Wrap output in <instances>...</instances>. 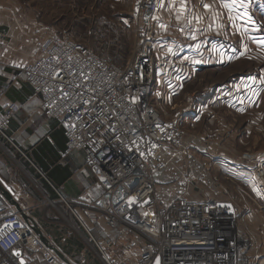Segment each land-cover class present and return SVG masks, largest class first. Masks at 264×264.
Returning <instances> with one entry per match:
<instances>
[{"label": "built area", "instance_id": "obj_1", "mask_svg": "<svg viewBox=\"0 0 264 264\" xmlns=\"http://www.w3.org/2000/svg\"><path fill=\"white\" fill-rule=\"evenodd\" d=\"M158 1L132 0L137 43L125 65L69 35L52 34L40 40L37 58L22 68L40 95L41 110L59 121L65 153L82 151L101 188L95 199L77 204L88 222L102 223L111 234L95 236L73 215L102 264H254L258 249L241 228H247L244 211L238 214L226 201L213 177V154L224 153L220 139L184 128L180 112L172 107L169 117L167 103L156 100L153 17ZM19 109L8 103L0 111L4 137ZM231 157L243 165L246 159L257 163L246 170L260 172L262 165L254 182L264 197V160L248 154ZM202 187L208 196H202ZM26 251L39 253L42 264H68L44 246L18 213L0 209V264H27Z\"/></svg>", "mask_w": 264, "mask_h": 264}, {"label": "crops", "instance_id": "obj_2", "mask_svg": "<svg viewBox=\"0 0 264 264\" xmlns=\"http://www.w3.org/2000/svg\"><path fill=\"white\" fill-rule=\"evenodd\" d=\"M212 1L187 0L190 7L187 6V10L179 20L176 19L178 12L175 11L180 8V0H175L174 4L172 0L158 1V10L154 14L155 19L153 18L158 37L154 48L155 95L157 101L167 103L165 108L168 107V111L165 112L164 109V112L169 117L172 115V107L180 112L181 124L184 128L215 137L223 143L227 132L221 129L223 123L216 119L217 115L213 112L215 108L230 106L233 111L241 113L252 107L249 106L252 103L242 104L239 98V90L236 89L239 76L235 78L237 84L228 82L226 89H222L221 85L214 90L213 95H211L212 89L190 93L185 88L202 71L210 72L224 64L220 52L223 47H221L219 34L215 32L217 27H214L217 21L213 19V22L205 23L203 19H200L197 22L194 17H199L197 14L201 10L196 6L191 7L194 3L211 5ZM161 3L165 7H159ZM174 5L178 6L176 10L173 8ZM200 7L203 13L207 12L205 8ZM162 9L165 13L167 11L166 19L162 15L158 17ZM6 11L0 8V111L5 109L8 103H15L20 109L9 120L6 137L0 134V184L10 187L21 211L36 223L38 209H42L45 215H48L52 212L49 210L50 207L56 214H60L63 208V211L71 215L75 213L81 218L87 230H91L94 235L98 236L101 232L111 234L102 223L93 225L88 222L82 207L77 204L95 199L100 194L101 188L89 167L85 166L82 151L72 150L70 153H65L66 138L59 126V121L48 118L41 110L40 95L28 84L26 74L22 70L24 66L37 58V44L40 39L37 29L39 30L40 27H31L30 29L35 30L30 32L24 21L18 23L16 16L13 18V13ZM172 21L176 22L172 24ZM188 21H191V24ZM160 24L166 25V30L161 28ZM182 28L183 31H181ZM197 29L200 31H196ZM190 30L195 32L196 40L190 38ZM161 31H164V34H161ZM196 44L200 45L199 50L191 47ZM168 46L173 48V53H168ZM225 47L223 52L226 54L227 50L229 56L224 61L237 55L235 51L232 56L231 49L234 51L235 48L229 43ZM185 57L188 59H184ZM233 58L235 59V56ZM172 84L176 86L175 90H172ZM205 98L208 101H203ZM247 99L251 102L255 100L252 97ZM259 157L264 158V152L259 154ZM213 162L217 172L221 176H226L224 179L228 180L227 182L238 181L259 196L257 191L253 190L255 187L253 188V185L249 184V179L246 178L249 171L245 167L249 164L243 165L225 152H214ZM239 165H243L242 170L238 168ZM0 201L2 205L0 209L13 210L17 213L1 193ZM243 220L247 222L251 230L253 227L256 232L259 227L264 229V211L249 213L248 217H243ZM40 227L39 229L47 236L49 233ZM256 239L264 248V239L261 240L258 237ZM23 256L27 264H42L39 253L26 251ZM257 264H264V258L262 257Z\"/></svg>", "mask_w": 264, "mask_h": 264}, {"label": "rangeland", "instance_id": "obj_3", "mask_svg": "<svg viewBox=\"0 0 264 264\" xmlns=\"http://www.w3.org/2000/svg\"><path fill=\"white\" fill-rule=\"evenodd\" d=\"M231 2L232 0H213L210 2L211 8L206 9L207 12L204 13L200 7L201 3L191 4V7L196 6L201 10L197 15L201 16L205 23L213 22V16H215L214 21L216 20L217 24L214 27H217L215 32L220 36L221 47L224 48L229 43L231 47L235 48L234 51L231 49L232 56L235 51L237 55H234L235 59L233 56L232 59L224 61L229 56V52L226 50L225 54L223 48L220 49L224 64L210 72L202 71L185 88L190 93L191 91L212 89L211 95H213L214 90L219 86L222 85V89H226L228 82L235 84V78L239 76L238 85H236L240 94L239 98L242 104L252 103L249 105L252 107L241 113L233 111L230 106L229 108L226 106L215 108L213 112L217 115L216 119L222 121L221 129H224L229 137L226 135L221 147L228 156L248 154L258 158L259 154L264 152V84L260 83V78L264 77V46L258 43V41H264V0H243V3L241 0H236V4L231 9L223 7L224 3ZM187 6L190 7L189 4ZM0 8H4L7 10L6 12L10 11L9 13L12 12V17L16 16L18 23L24 21L30 32L35 30L30 29L31 27H40L39 30L37 29V33L40 35L38 43L43 37L52 34L69 35L80 45L110 59L116 65H125L129 61L137 43L132 0H0ZM173 8L176 10L178 6L174 5ZM166 13L162 9L158 17L160 18L162 15L166 19ZM161 34H164V31H161ZM248 77H256V80H249ZM249 97L255 100L252 99L251 102L247 99ZM207 98L211 99L209 96ZM208 100L205 98L203 101ZM166 111H168V107L165 108ZM205 122L207 124V119ZM262 159L264 160L263 157ZM257 160L260 161V159ZM243 162L249 164L247 165L249 167L257 165L255 161L251 162L247 159ZM248 171L246 178L249 179V184L257 189L253 170L248 169ZM213 177L226 201L239 209L238 214L243 210V216L246 218L249 213L264 211V197H261V194L256 196L253 191L246 189L238 181L227 182L228 180L224 179L226 176H221L216 168ZM262 181L264 183V180ZM236 186H239L244 192L242 193L243 190H238ZM250 189L252 188L250 187ZM201 192L202 196H208L207 188L202 187ZM62 209L60 214H56L50 207L49 210L52 212H49L48 215H45L42 209H38L36 211L38 226L43 227L44 231L49 233L50 242L59 248L71 262L102 264L87 245L88 236L81 229L75 216ZM73 225L78 228L80 233L72 228ZM245 226L247 227L245 229L240 227L252 242L251 246L258 249L254 263L257 264L262 257L264 258V248L261 242H257L256 237L264 239V229L259 227L256 232L253 227L251 230L246 221Z\"/></svg>", "mask_w": 264, "mask_h": 264}, {"label": "water", "instance_id": "obj_4", "mask_svg": "<svg viewBox=\"0 0 264 264\" xmlns=\"http://www.w3.org/2000/svg\"><path fill=\"white\" fill-rule=\"evenodd\" d=\"M0 193L1 195L4 197L5 200L8 201V203H10L15 210L17 211L18 215L21 217V219L23 220V222L25 223V225L28 226V228L34 232L39 239L41 240V242H43L44 246L47 247L49 250L53 251L56 256L60 257L64 262L71 264L66 258L65 256L62 254V252L60 251L59 248L55 247L45 236V234L43 233V231H41L37 225V223L29 216H27L26 214H24L21 209L20 206L18 204V201L15 200V197L13 196V192L10 189V187H8L7 185L4 184H0ZM17 253H19V255H17ZM13 254L15 256H18V260L20 263H23L22 257L20 256V252L18 250H14Z\"/></svg>", "mask_w": 264, "mask_h": 264}, {"label": "snow or ice", "instance_id": "obj_5", "mask_svg": "<svg viewBox=\"0 0 264 264\" xmlns=\"http://www.w3.org/2000/svg\"><path fill=\"white\" fill-rule=\"evenodd\" d=\"M172 3L174 4V3H175V0H172ZM241 3H243V0H241ZM235 4H236V0H232L231 3H224V4H223V7H224V8L231 9V8L233 7V5H235ZM163 6H164L163 3H161V4L159 5V7H163ZM201 6H202L203 8H205V9H210V8H211V5L206 4V3H202ZM186 10H187V0H180V8H179V11H178V13H177L176 19L179 20V19L181 18V16L183 15V13H184ZM146 18H147V17H146ZM153 18L155 19V17H153ZM194 18L197 19V22H199V20L202 19V17H194ZM213 19H215V16H213ZM249 19H251V18L249 17ZM188 23L191 24V21H188ZM159 26H160L161 28H164L165 30H166V28H167V26L164 25V24H160ZM209 27H211V26H209ZM181 31H183V28L181 29ZM196 31H200V30L197 29ZM190 38H191L192 40H196V39H197V36H196L195 32H192L191 30H190ZM258 43H259L261 46H264V41H258ZM191 47H194L196 50H199L200 45H199V44H196V45H192ZM167 51H168V53H173V48H172L171 46H168V47H167ZM241 55H243V53H241ZM184 59H188V57H185ZM193 62L195 63V62H198V61H193ZM248 79H249V80H252V81H255V80H256V77H248ZM260 83L264 84V77H261V78H260ZM133 102H135L134 99H133ZM157 127H160V125H157ZM253 190H254V191H257V194H258V195L260 194V193L258 192L257 189L254 188ZM17 255H19V253H17Z\"/></svg>", "mask_w": 264, "mask_h": 264}, {"label": "bare ground", "instance_id": "obj_6", "mask_svg": "<svg viewBox=\"0 0 264 264\" xmlns=\"http://www.w3.org/2000/svg\"><path fill=\"white\" fill-rule=\"evenodd\" d=\"M252 157L250 156L248 159H251ZM259 163H260V161H258ZM263 163V162H262ZM259 168V171L260 172H257L256 171V169L253 171V176H254V178H256V179H258L259 177H261V174H262V165H260V166H258ZM262 185H264V183L262 184ZM264 188V187H263ZM239 190V189H238ZM259 192V191H258ZM262 193L264 192V190L263 191H261ZM260 193V192H259ZM219 198H223L222 196L221 197H219Z\"/></svg>", "mask_w": 264, "mask_h": 264}]
</instances>
